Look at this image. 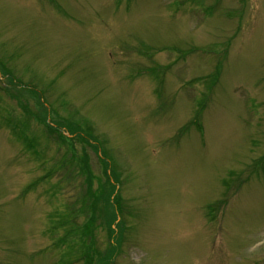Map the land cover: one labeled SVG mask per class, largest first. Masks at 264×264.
I'll list each match as a JSON object with an SVG mask.
<instances>
[{"label":"rangeland","instance_id":"1","mask_svg":"<svg viewBox=\"0 0 264 264\" xmlns=\"http://www.w3.org/2000/svg\"><path fill=\"white\" fill-rule=\"evenodd\" d=\"M264 264V0H0V264Z\"/></svg>","mask_w":264,"mask_h":264},{"label":"trees","instance_id":"2","mask_svg":"<svg viewBox=\"0 0 264 264\" xmlns=\"http://www.w3.org/2000/svg\"><path fill=\"white\" fill-rule=\"evenodd\" d=\"M89 264H91L90 260H89Z\"/></svg>","mask_w":264,"mask_h":264}]
</instances>
